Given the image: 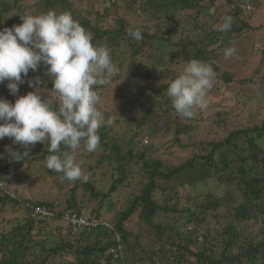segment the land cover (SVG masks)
I'll return each instance as SVG.
<instances>
[{
	"label": "trees",
	"instance_id": "1",
	"mask_svg": "<svg viewBox=\"0 0 264 264\" xmlns=\"http://www.w3.org/2000/svg\"><path fill=\"white\" fill-rule=\"evenodd\" d=\"M88 1L39 0L25 5L20 0H0V30L20 25L26 13L70 12L93 34L94 45L110 48L113 62H119L116 65L124 73H117L111 83L98 89L101 99L97 107L106 121L98 132V150L89 153L81 148L75 152L76 162L82 169L89 164L88 169L94 175L99 170L104 171L109 179L106 191L98 190L92 178L86 182L77 180L73 185L65 180L70 186L66 187L69 194L61 200L64 203L22 199L12 180L16 175L27 174L29 166L44 169V161L52 153L48 151L47 142L46 148L38 142L30 146L27 158L14 161L9 152L25 149L14 144L11 138L0 139V226L15 224L9 231L0 232V254L10 245L7 256H0V264H264V117L259 118L258 113L248 115L247 123L251 124L241 129L235 124L243 115L233 113L232 109L225 115L217 110L213 117H205L208 109L217 106L214 99L226 93L221 90V84L227 92L233 90L231 86L244 88L247 85L264 96V42L258 56L253 58L254 68L249 77L236 79L230 71L219 67L226 48H236L239 55L247 53L241 52L245 31L256 29L248 25L247 14L258 10L264 13L263 0H223L228 10L218 15L210 11L215 0H105L104 4L113 3L105 7L104 12L96 7V2ZM81 3H85L83 7L79 6ZM225 16H231L233 23L229 31L222 33L217 26ZM136 17L146 22L155 21L156 31H151L147 24L142 25V39L131 38L127 30L137 28L133 24ZM261 33H264V25ZM255 46L250 44L248 51ZM191 59L210 64L217 74L215 84L220 86L210 90L208 96L212 97H208L207 109L186 119L171 107L167 88L170 80L179 75ZM44 72V67L35 73L30 71L29 79L39 76L52 90L51 80ZM112 83L115 85L109 89ZM118 83L132 87V96L117 94ZM32 90L24 83L18 95ZM0 97L10 103L16 99L7 88L0 89ZM54 98L46 99L58 107L59 102ZM157 123H169L172 131L165 135L155 126ZM200 123H207L216 139L188 140L192 132L198 134ZM221 129L225 135L219 139ZM112 130L115 132L111 133ZM144 137H149L148 145L142 144ZM61 148L66 150L63 145ZM160 150L170 157H181V162L168 168L158 156ZM44 171L46 174L40 172L42 178L55 176L54 171L46 167ZM209 181L219 186L227 184L231 189L235 187L241 195L220 196L209 192L202 200L194 196L191 202L188 197L187 204L180 203L187 188L193 191ZM10 187L13 192L7 191ZM133 189L136 193H131ZM118 194H127L131 199L124 210L118 211L110 228L67 231L66 237L57 235V244L50 249L36 238L42 235L41 239L49 240L46 227H53L55 221L62 220L65 212L86 210L85 198L99 200L94 211L100 216V208H115L112 199ZM221 205L234 207V211ZM42 206L52 216L32 218V210ZM20 210L28 214L23 224L15 217ZM134 216L138 218L137 226L154 228L157 243H151L138 230H129ZM163 221L170 229L167 235L159 233ZM204 221V239L198 244V233ZM190 225L193 232L188 238L186 232ZM162 243L167 248L161 246ZM191 245L196 248L194 252ZM221 245L224 251L217 254ZM234 246L236 253H225Z\"/></svg>",
	"mask_w": 264,
	"mask_h": 264
},
{
	"label": "clouds",
	"instance_id": "2",
	"mask_svg": "<svg viewBox=\"0 0 264 264\" xmlns=\"http://www.w3.org/2000/svg\"><path fill=\"white\" fill-rule=\"evenodd\" d=\"M21 19L20 25L0 30V84L8 81L6 87L16 97L14 103L0 97V139L11 138L25 149L9 152L14 161L27 158L30 146L47 142L52 154L46 157L45 167L60 173L62 180L86 182L89 176L76 162L75 152L81 148L89 153L98 150V132L106 122L104 113L97 107L101 99L98 89L111 83L119 68L111 58L110 48L94 45L93 34L70 12L26 13ZM232 23L233 18L225 16L217 30L227 32ZM127 31L134 40L142 39L139 28L130 27ZM236 51L234 47L226 48L225 59L233 57ZM41 67L51 80L49 92L55 94L58 107L42 96L46 81L39 76L29 79V72L35 73ZM216 75L207 62L187 61L167 88L174 111L191 119L207 109ZM24 83L33 90L19 96ZM149 143V137H144L142 144ZM62 145L66 150H62ZM88 210L95 213L94 209ZM96 216L101 219V215ZM102 223L100 226L110 228L109 223L104 220Z\"/></svg>",
	"mask_w": 264,
	"mask_h": 264
},
{
	"label": "rangeland",
	"instance_id": "3",
	"mask_svg": "<svg viewBox=\"0 0 264 264\" xmlns=\"http://www.w3.org/2000/svg\"><path fill=\"white\" fill-rule=\"evenodd\" d=\"M12 2V0H10ZM21 3L25 4V5H32L35 2L39 1V0H20ZM90 3H94L96 2L97 5L96 7L100 8L101 11L104 12V8L109 6V4L113 3V2H108L107 4H104L105 0H89ZM88 1V2H89ZM85 3H81L79 6L83 7ZM263 4H264V0H263ZM120 5V4H119ZM208 5V4H207ZM249 7H247V10L250 11L248 9ZM224 10H228L226 7L224 8V2L223 0H215L214 4L212 5V7L210 8L211 14L212 13H216L217 15L220 14L221 12H223ZM258 11H255L254 13H250L247 14V20H248V25H250L251 27L256 28L255 30H247L245 31V44H241V52H245L247 51V53L245 55L242 54H235L233 57L225 59V57H223L222 59V63L219 65V67L223 68L226 71H230L233 75L234 78L236 79H241V78H245V77H249L253 68H254V57L258 56V53L260 51V47L263 45L264 42V33L262 32V25H264V13H261ZM135 15H138L137 13H135ZM249 16V17H248ZM152 19H148L147 22L146 20H142V18H133V24L135 25V27L137 28H141L142 25L146 26L149 25L150 26V30L151 31H156L155 28V21L154 22H150ZM145 21V22H144ZM154 23V25H153ZM160 34V33H159ZM250 44H254L256 45L253 49L248 51V47ZM145 47H147V45H145ZM247 49V50H246ZM123 57V56H122ZM120 61V60H118ZM119 63V62H117ZM116 63V64H117ZM118 66V65H117ZM119 68V67H118ZM119 74H124L123 73V69H119L118 71ZM48 84V83H46ZM115 85V83H112L109 85V89H111L113 86ZM220 86L219 83L215 84L214 86ZM221 90H225V95L215 98L214 102H216V107H212L210 109H208V111L205 113V117L209 118V116L213 117L215 112L217 110H222V115H225V113L229 112L230 109H232L233 113H242V119L237 121L235 124L236 128H244L249 126V124L251 123H247L249 122V117L248 115H254L255 113L259 114V118L264 117V96L261 95V93L259 91H257L256 89H254L253 87H244V88H238V87H232L231 88L233 90H230L227 92V89L224 88V84H221ZM44 87V91L42 93V95L47 98V97H51L53 99H55V94L51 91L49 86H43ZM47 87V88H46ZM2 88H7L6 84L5 85H0V89ZM50 88V89H49ZM220 90V91H221ZM233 91V92H232ZM116 92L117 94H121L122 96L125 97H129L132 96V87H129L128 85L122 84V83H118L117 87H116ZM208 97H212V96H208ZM228 125L230 123H227ZM189 125V124H188ZM200 127L198 130H196L198 132V134L194 131L192 132V135L190 136V138H187L188 140H195L197 142L201 141H206V140H210V139H216V135L214 133V131L208 126L207 123H200ZM155 126L158 127V129L160 131H162L165 135L168 134V132H171V126L169 123H157ZM166 129V131H164ZM113 131V130H112ZM222 129L219 132V139L222 138L225 135V132H221ZM115 131L111 132L114 133ZM227 133V132H226ZM171 136V135H170ZM169 136V137H170ZM158 140H161L159 137H157ZM42 147L46 148V146L44 144L41 145ZM38 148V154H39V147ZM164 152H161V150L159 151L158 156L162 159H164V161L166 162V164L168 165V168L171 166H177L181 161V157H170L169 155H165L163 154ZM94 160H91L90 163H93ZM89 164H86L84 167V172L89 176V180L92 178V180L96 181L95 187L98 190H103L106 191L108 188V184H109V179L107 176L104 175V171L103 170H99L97 172V174H93V172H91L89 169ZM30 171L26 174V173H21L20 176H15V178L12 180L13 184L16 185V191L17 194L22 198V199H32V201H58L59 203H64L61 200H64L63 197L68 195L69 192L67 191V188L69 184L73 185L74 182L72 181H68L69 184H67V182L65 180H62L60 178L61 174L54 172L55 176H51V177H46V178H42L43 176V172L45 173L44 169L42 167H40V170L37 168H32L29 166ZM43 171V172H42ZM42 172V173H40ZM46 174V173H45ZM220 184L215 183L214 181H209L207 183H201L199 184L195 189H193V191L190 188L186 189L185 194L182 196L180 203H188L191 202V200L193 199V197L195 196L197 198V200H202L203 197L209 193V192H215L217 195H226L227 193L233 194V195H237L240 196L241 194L238 193L239 189L233 187L234 189L228 188V185L225 184L224 186H219ZM12 186V184H11ZM70 186V185H69ZM7 191L13 192V190L10 188L7 189ZM232 192V193H231ZM80 193V192H79ZM131 193H136L135 189H133L131 191ZM88 195V194H87ZM89 196V195H88ZM81 195L78 194V200H80ZM190 198L188 200V202H186L187 198ZM131 199V197H129V195L127 194H118L117 196H114L112 201L113 204L115 206V208H109L106 206V208H100L101 210V220H104L106 223H113L115 217L118 215V211L124 210L125 206H127V201L128 199ZM85 198V202H84V206L85 208H91V209H97V206L99 205V200L96 199H92L87 201ZM237 204L239 203V200L235 199ZM238 201V202H237ZM106 201H104L103 203H105ZM220 207L226 209V210H232V212L234 211V207H229L226 205H221ZM194 209V208H193ZM29 212V211H28ZM216 212V211H215ZM88 214V213H86ZM27 213L25 214L24 210H20L18 212H16L15 217L20 219L19 224H23L26 220L27 217ZM206 221V220H205ZM203 222L202 225L200 226L201 231L198 233V239L197 242L198 244L202 243L203 239H204V234H205V228L206 222ZM138 222V218L137 216H134L132 219V222L129 223L128 228L131 231H139V234H141L143 237L150 239L151 243H157L158 240V236L155 235V230L153 227L151 226H146V227H142V226H137L136 223ZM165 223L166 221H163L160 226L161 229L159 231L160 235H164L166 233H168L170 231V229H167L165 227ZM13 225H15L14 223H12L11 225L8 226H1V231H6V230H10L12 229ZM144 225V224H143ZM53 227H46V231L50 234V239L49 240H44L41 239V236H36V238L39 239V241H43V243L45 244V247H47L46 249H50L51 247L55 246L57 244V235H61L63 237H66V232H67V225L65 223V221H55V223L52 224ZM191 226V229H187L186 232V237L189 238V235L193 232V226ZM56 230V231H55ZM56 235V236H55ZM167 235V234H166ZM147 239H144V242L146 244L149 243V241ZM92 240V239H91ZM90 240V242H91ZM158 245V244H157ZM161 246H163L164 248H167V245H165L164 243L161 244ZM190 249L194 252L196 250L194 245L189 246ZM10 249V245L6 246V248H3V253L0 254L1 255H6L9 252ZM222 251H224V246L221 245L219 250H217V254H220ZM230 252H237V247L234 246L231 250L226 251L225 253H230ZM189 257V256H188ZM189 259L191 261H193L192 257H189Z\"/></svg>",
	"mask_w": 264,
	"mask_h": 264
},
{
	"label": "built area",
	"instance_id": "4",
	"mask_svg": "<svg viewBox=\"0 0 264 264\" xmlns=\"http://www.w3.org/2000/svg\"><path fill=\"white\" fill-rule=\"evenodd\" d=\"M51 216L52 213L44 206L34 208L31 214L32 218L44 219ZM62 220L67 224L70 233H75L80 230H91L100 225H104L102 220L99 219L95 213H92L91 210L86 211L85 209H82L79 212H65Z\"/></svg>",
	"mask_w": 264,
	"mask_h": 264
},
{
	"label": "bare ground",
	"instance_id": "5",
	"mask_svg": "<svg viewBox=\"0 0 264 264\" xmlns=\"http://www.w3.org/2000/svg\"><path fill=\"white\" fill-rule=\"evenodd\" d=\"M211 28V27H210Z\"/></svg>",
	"mask_w": 264,
	"mask_h": 264
}]
</instances>
